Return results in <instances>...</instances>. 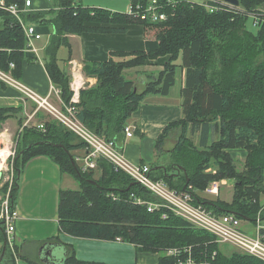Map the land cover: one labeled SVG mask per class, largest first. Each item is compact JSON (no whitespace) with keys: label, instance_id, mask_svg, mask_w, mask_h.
<instances>
[{"label":"trees","instance_id":"1","mask_svg":"<svg viewBox=\"0 0 264 264\" xmlns=\"http://www.w3.org/2000/svg\"><path fill=\"white\" fill-rule=\"evenodd\" d=\"M145 1L130 0V3ZM238 2V7L223 6L214 12L196 3H180L173 10V16L159 23L138 20L126 13L84 7L79 0H57L55 11L24 13L21 17L26 24L51 29L43 66L66 104L71 96L69 76L58 64L57 51L61 46L66 47V62H69L68 36L124 34L126 26H143L144 34L157 42L155 50L112 52L106 61L84 63L83 74L95 78L96 83L80 91L77 119L96 136L113 141L122 149L124 129L132 114L148 96L167 97L175 84L176 69L182 68L181 118L167 124L154 144L155 154L159 156L170 131H178L177 142L168 151L173 160L172 168L160 163L139 164L149 167L153 181H162L178 193L187 192L193 198L195 195L193 204L203 206L211 214H232L239 220L253 223L264 194V13L259 11L264 0ZM17 3L23 9V2ZM100 24L110 26H98ZM131 56L136 57L128 58ZM164 57L167 60L162 69L150 73L141 90L124 75L126 69L144 67L148 62ZM35 62L39 61L28 51L19 22L0 9V71L21 82L23 66ZM11 64L13 68H10ZM0 89H7L1 81ZM22 113V105L0 108V123L17 118L21 128L17 133L13 183L10 187L6 184L0 188L1 194L10 189L11 207L25 164L33 157L46 156L63 174L78 183L75 190L59 192L58 226L61 233L73 238L127 242L140 251L158 254V264H175V257L164 255L170 249H188L191 257L207 264H264L236 251L223 253L212 234L165 208L149 212L146 204L134 203L136 199L147 203L158 200L125 173L115 171L105 159L97 160L95 170L81 172L74 152L84 151L85 143L39 112L36 117L43 123L44 132L23 127ZM137 131L136 127L134 133ZM233 151L246 154L241 172L236 170ZM225 179L235 180L230 205L217 200L216 203L223 207L208 206L196 194V190L204 191L210 184ZM260 216L264 219V210ZM46 243L57 244V240ZM64 248L66 256L60 264H95L76 260L72 249ZM13 249L15 255L19 253L15 245ZM0 264H15L2 226Z\"/></svg>","mask_w":264,"mask_h":264},{"label":"crops","instance_id":"2","mask_svg":"<svg viewBox=\"0 0 264 264\" xmlns=\"http://www.w3.org/2000/svg\"><path fill=\"white\" fill-rule=\"evenodd\" d=\"M30 1L31 7L27 9L25 14L46 13L51 9L50 6H46L44 0ZM80 1L84 7H94L92 3L94 0ZM192 1L198 4L203 0ZM84 3L90 4L84 5ZM130 4V0H122L120 6H117L120 8H116L113 4L112 8L103 10L110 13H125ZM259 11L264 13V4L259 8ZM33 26L37 33L41 35L40 40L37 42L42 40L44 34L50 37V28ZM98 26L108 27L110 25L100 24ZM125 29L124 34L83 33L79 36L69 35V62H66L64 72L69 76L70 62H76L83 67L84 63L106 61L112 52H151L156 49L157 42L153 37L144 34L143 26L129 25ZM37 59L39 62L23 66L21 83L39 95L45 96L52 83L43 66V60H40L39 55H37ZM166 60L167 57H164L148 62L141 72L157 73L162 69V64ZM126 78L132 80L135 85L138 83L137 86H142L145 83L144 79H140L139 82L127 76ZM95 82V78H91L92 86L95 85ZM183 86L184 70L178 67L176 69L175 84L170 89L168 96H148L138 110L132 114L127 126L134 125L138 131L132 137L124 140L122 153L128 161L136 164L140 162L148 164L154 159L152 158L154 155L147 156L146 148L148 147L151 151L154 148L155 140L166 125L181 118L180 93ZM20 101L19 94L14 89H0V108H17L22 105ZM12 121H14L13 118H10L2 124ZM171 134H176L177 142L178 131L173 130L170 131L165 144L171 142ZM135 136H138L139 140L133 142ZM163 150H165V145ZM234 152L244 153L243 151ZM68 176L63 174L59 166L46 156L33 157L25 164L19 175L18 190L14 202L18 218L15 223L12 242L19 252L15 257V264H60L66 256L64 247H70L74 258L85 263L158 264V254L140 251L127 242L73 238L59 232V192L64 189L75 190L72 185V177ZM51 239L57 240L55 245L60 246V249L57 252L55 251L56 261H45L40 249L44 246L53 245L54 243H46Z\"/></svg>","mask_w":264,"mask_h":264},{"label":"built area","instance_id":"3","mask_svg":"<svg viewBox=\"0 0 264 264\" xmlns=\"http://www.w3.org/2000/svg\"><path fill=\"white\" fill-rule=\"evenodd\" d=\"M7 1L8 0H0V9L9 12L17 19L23 30L28 51L37 56L38 50L35 47V41L40 40L41 35L37 33L33 25L26 24L21 17V14L26 13L27 9H30L31 1L13 0L14 2L12 3H8ZM17 1L23 2V9L19 8ZM180 3L194 2L192 0H147L144 3L138 2L134 5L130 4L125 13L138 20L159 23L166 21L168 17L173 16V10ZM198 4L205 7L209 12L217 11V9L223 6L232 7L219 0H203ZM169 9H171V11H169ZM252 26L256 27V24H252ZM69 65L71 66V69L69 73L68 87L71 96L67 104L63 103L60 98L59 89L55 88L53 85L50 87L47 95L41 96L23 85L21 82L13 79L10 74L0 71V81L3 82L7 88H12L19 94L21 99L20 102L23 106V112L25 113L27 102H30L33 106L32 111L29 114H26L27 119L24 121L23 127H33L44 132L45 128L42 122H32L31 124V120L36 118V113H44L50 119L63 125L66 129L74 133L85 143L86 148L84 150V156H75V161L81 172L87 173L91 170H95L97 160L103 158L113 166L115 171L125 173L135 183L140 184L142 187L149 190L158 200L157 203H147L140 199H136L134 203L138 205L146 204L149 212L165 208L175 216L181 217L195 227L212 234L218 245H228L236 252L250 255L264 262V233L261 232L264 227H262L259 220H256L257 225H254L253 237L248 236L245 232L240 230L241 220L237 219L234 215H213L201 206H194L191 203L193 197L190 193H178L169 189L162 181H153L150 178V170L147 165H140L128 161L122 153V149L117 148L113 141H105L96 136L77 119L76 114L80 91L86 87H91L92 83L84 78L82 67L78 63L70 62ZM10 68H13L12 64L10 65ZM53 97L54 100L52 101ZM135 130V126H126L124 129V140L132 137ZM0 151H2L3 154L6 153L5 159L1 161L0 165L1 181L2 170H6L7 172L9 170L8 168H5L6 161L11 158L12 162V158L15 154L14 145L7 130L0 133ZM78 162H80V165ZM5 180H7V178L3 179L4 182ZM220 183L224 184V181L210 184L207 193L217 195L218 185ZM6 184H8V187L12 185L10 183ZM9 192L10 189L8 188L5 194H0V226L3 228L6 243L12 248V236L15 231V223L18 215L14 206L11 207L10 205ZM163 218H165V215H163ZM183 253L185 255H181ZM188 253V249H184L183 251L170 249L166 252V255L169 257H175V264H207L205 261L194 259Z\"/></svg>","mask_w":264,"mask_h":264},{"label":"rangeland","instance_id":"4","mask_svg":"<svg viewBox=\"0 0 264 264\" xmlns=\"http://www.w3.org/2000/svg\"><path fill=\"white\" fill-rule=\"evenodd\" d=\"M121 1L122 0H94L92 2L94 4V7H92V8H97L96 6H98V7H101V8H97V9H106L107 8L106 10H108V9L112 8L113 4H115L116 8H120V7H117V6H120ZM43 2L46 3V6H50V8L52 10H54L55 9L54 8L55 5H57V0H44ZM80 3L82 4L81 1H80ZM89 4L90 3H84V5H89ZM120 10H123V9H120ZM50 15L51 14H49L48 16H50ZM250 28L254 29L252 27H250ZM146 36H150V35L147 34ZM48 40H49L48 35L44 34V35H42V40L41 41H39V42L35 41V42H37V43H35V45H36L35 47L39 51L38 55H39L41 61L44 59V50H45V47H46V44H47ZM67 56H68L67 48L61 46L58 49V51H57V61H58V64H59V66H60V68L62 70L66 69ZM124 57H127V56H124ZM132 57H136V56H131V57H128V58H132ZM123 59H127V58H123ZM180 62H181V60L179 59L176 62V64L179 65ZM144 67H136V68L126 69L125 72H124V75H125V77L127 76L128 78H132L134 81H139L140 82L142 79H144V81L146 82L148 77L150 76L149 75L150 72L149 71L148 72H141ZM151 74H155V72H152ZM84 78L91 82V77H86L84 75ZM137 84L138 83H136L137 89L141 90L142 86L141 85L137 86ZM53 100H54V97L52 98V101ZM32 108H33L32 104L30 102H27L26 103V108H25V113L24 112L22 113V116L24 118L23 121H26V119H27L26 118V114H29L32 111ZM42 114L45 115L44 113H42ZM45 116L48 117L47 115H45ZM16 119L17 118H13L14 121L7 122V124L0 123V133H2L5 130H7V132L11 136V140H12V143L14 145V149L15 150L18 149V145L16 144L17 133H19L20 130H21V128L19 127V125H18V123L16 121ZM32 122L33 123L34 122H39V120H37V117H36L35 119L31 120V124H32ZM131 126H134V125H131ZM134 140H139V137L135 136L133 138V142H134ZM170 141L171 142H168V144L167 143L165 144V150H163V153L159 154V156H156L154 148L150 151V149L148 147L146 148V146H145V148L147 150V156L151 157V156L154 155V157H152L154 159H152L149 162V164H151V163L154 164L155 163V165H156L158 163H161V164H165V166L169 167L170 169L172 168L171 167V163H172L173 160L170 158V156H169L170 153H168V151L172 150L173 145L175 146L176 134L175 135L171 134V140ZM15 153H16V151H15ZM84 154H85L84 151L75 152V156L76 157H82V156H84ZM232 157H233V159L235 160V163H236V170L238 172H241L243 170V167H244V164H245L246 154L245 153H240V152H234V153H232ZM14 158H15V154H14V156L12 158V162H11V158H10L5 163L6 166H7V167L5 166V168H8L9 170H8V172L6 170H2V172H3L2 173V180L0 181L1 182V187L6 185V183H10V184L13 183ZM78 164L80 165V162H78ZM68 177H70V176H68ZM4 178H7V180H5V182L3 181ZM71 179L73 180V182H72L73 188L77 189L78 188V183L73 178H71ZM224 181H225L224 184L220 183L218 185L217 195H211V194L207 193V191L209 189V186L204 191L196 190V194L202 200V202H205L208 206H212L211 204H213V205H218L219 207H223V206L219 205L218 203H216L217 200H219V201H221L223 203L225 202L228 205H230L232 203V200H233V191H234L233 187H234L235 180L234 179H225ZM10 184H9V186H10ZM194 201H195V195H194V198H192L191 203L193 204ZM194 206H199V205H194ZM258 206H259V209L256 208V210L258 212H257L256 217H255V222L249 223L246 220H241V222H240V230L242 232H245V234H247L248 236H252L253 237V235H254V225H257L256 224V222H257L256 220H259L261 225H262V227H264V219H262L261 216H260L261 211L264 210V194L261 195V199H260V202H259ZM201 207L203 209H205L203 206H201ZM218 248L225 254H229V253L234 251L233 248H231L228 245H219ZM11 251H12L13 255L16 257L17 254L15 255V253H14L15 249H13V247L11 248ZM164 255H166V253Z\"/></svg>","mask_w":264,"mask_h":264},{"label":"water","instance_id":"5","mask_svg":"<svg viewBox=\"0 0 264 264\" xmlns=\"http://www.w3.org/2000/svg\"><path fill=\"white\" fill-rule=\"evenodd\" d=\"M225 4H228L232 7H238L239 6V2L238 0H219ZM60 246L55 245V244H51L49 246H44L41 247L40 249V253H43V258L45 259V261H56V253L60 248ZM63 261V260H62Z\"/></svg>","mask_w":264,"mask_h":264},{"label":"bare ground","instance_id":"6","mask_svg":"<svg viewBox=\"0 0 264 264\" xmlns=\"http://www.w3.org/2000/svg\"><path fill=\"white\" fill-rule=\"evenodd\" d=\"M5 159V154L2 153V151H0V165H1V161Z\"/></svg>","mask_w":264,"mask_h":264}]
</instances>
